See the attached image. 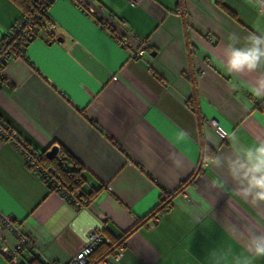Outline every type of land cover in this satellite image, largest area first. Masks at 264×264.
I'll list each match as a JSON object with an SVG mask.
<instances>
[{"label": "crops", "instance_id": "crops-1", "mask_svg": "<svg viewBox=\"0 0 264 264\" xmlns=\"http://www.w3.org/2000/svg\"><path fill=\"white\" fill-rule=\"evenodd\" d=\"M222 1L234 16L215 0H93L96 15L69 0L48 6L54 28L35 30L4 66L0 119L38 152H69L96 192L74 208L0 138L1 238L15 244L6 215L32 236L43 264H68L90 230L108 239L128 231L90 264H216L213 252L232 264L247 255L249 236L264 234V203L240 196L227 168L208 158L264 141V98L239 86L259 72L237 78L222 63L233 33L238 47L264 33V9L257 0ZM22 14L0 0V40ZM138 48L144 53L132 56ZM161 196L167 206L141 222ZM0 264L11 263L0 254Z\"/></svg>", "mask_w": 264, "mask_h": 264}, {"label": "built area", "instance_id": "built-area-1", "mask_svg": "<svg viewBox=\"0 0 264 264\" xmlns=\"http://www.w3.org/2000/svg\"><path fill=\"white\" fill-rule=\"evenodd\" d=\"M54 0H32L33 5L27 13H23L21 17L14 23V25L3 35L0 40V84L5 83L3 76V69L6 63L12 56H22L23 50L29 44L33 37V29L38 21L40 12V5L51 4ZM74 3L77 8L91 15H96L95 7L92 5L93 0H69ZM140 0H127L129 4H137ZM47 30L54 28V22L49 21ZM121 44L129 45L130 43L124 38H120ZM144 50L138 48L132 52V56L140 57ZM210 124H214L212 120ZM0 138L4 141L10 142L19 152H21L25 159V164L32 170L41 180L45 181L48 188L57 192L60 197L74 208H85L89 201L85 198L84 188H89V183L86 182L81 186L70 187L65 184L61 178L55 173L53 169L46 168L40 163V152L27 146L12 129H10L0 119ZM56 153L59 151L57 147ZM55 153V155H56ZM155 221V217L152 219ZM1 223L6 230L10 231L14 238L15 244L10 246L6 240L0 237V254L4 256L11 264L20 263V252L24 248H31L33 246V238L29 233L23 232L17 221L11 216H2ZM108 238L100 230H90L85 235L84 243L81 248L73 255L68 264H88V259L91 253L101 243H108ZM45 264H55L47 262Z\"/></svg>", "mask_w": 264, "mask_h": 264}, {"label": "clouds", "instance_id": "clouds-1", "mask_svg": "<svg viewBox=\"0 0 264 264\" xmlns=\"http://www.w3.org/2000/svg\"><path fill=\"white\" fill-rule=\"evenodd\" d=\"M243 39L245 46L238 47L241 37L235 33L229 37L231 43L226 47L222 63L227 72L237 78L241 74L259 72L253 83L240 81L239 86L246 87L257 98H264V33H252ZM208 162L218 168H227L239 185V195L244 199L253 204L264 203V141L253 146H236L231 155L210 156ZM245 251L247 255L233 257L232 264H253V259L264 258V234L253 232ZM213 256L216 264H222L227 259V255L222 253L213 252Z\"/></svg>", "mask_w": 264, "mask_h": 264}, {"label": "trees", "instance_id": "trees-1", "mask_svg": "<svg viewBox=\"0 0 264 264\" xmlns=\"http://www.w3.org/2000/svg\"><path fill=\"white\" fill-rule=\"evenodd\" d=\"M17 6L21 9L22 13H27L28 10L32 7L33 2L32 0H12ZM261 6L262 9H264V2L262 0H257ZM215 4L226 14L229 16H234L233 13L225 6L222 0H215ZM50 5V4H49ZM40 12L38 16V21L35 24V27L33 29V33L35 30L38 28L42 27H47L48 20H47V9H48V4L47 5H40ZM26 143V142H25ZM27 146H30L28 143H26ZM48 150H45L43 152H40V163L46 167L53 169L55 173L61 178V180L65 183L68 184L70 187H76V186H81L84 183L88 182L82 175V166L81 164L66 150L64 149H59V151L56 153V155L51 156L50 158L46 156V152ZM203 154L205 156L207 155H212V150L209 146H207L205 143L203 144ZM188 181V180H187ZM186 181V182H187ZM45 183V181H43ZM185 182V183H186ZM46 184V183H45ZM47 185V184H46ZM181 188V187H180ZM85 190V198L90 201L92 194H94L96 191L92 190L90 185L89 188H84ZM169 196H161L158 204L151 210L147 216L142 218L140 221L141 222H146L150 218H154L161 210L164 209V207L167 206L169 203L168 200ZM140 222V223H141ZM128 232V231H127ZM127 232L123 233L119 237H109V242L108 243H101L97 246V248L91 253L88 259V264L92 262V258L95 255V260L102 259V257L108 252L111 253L115 249H117L125 239V236ZM25 251L27 254H29L27 257L22 254V251ZM20 252V263L21 264H43L39 258L32 253L31 248H24ZM107 255V254H106ZM105 255V256H106ZM104 256V257H105Z\"/></svg>", "mask_w": 264, "mask_h": 264}, {"label": "water", "instance_id": "water-1", "mask_svg": "<svg viewBox=\"0 0 264 264\" xmlns=\"http://www.w3.org/2000/svg\"><path fill=\"white\" fill-rule=\"evenodd\" d=\"M181 11H182V8H181ZM183 22H184V26H185V19H184V16H183ZM185 27H186V26H185ZM55 153H56V148H55V147H52V148H50V149L46 152V156L50 158L51 156L55 155ZM202 160H203V154H201L200 161H199V163H198V168L201 166ZM182 187H183V186H182ZM182 187L179 189V191L182 190ZM177 192H178V191H176L174 194H172V195H171V198H172ZM110 250H111V249H110ZM110 250H109V251H110ZM109 251H108V252H109ZM108 252H107L106 254H108ZM106 254H105V255H106ZM105 255H104V256H105ZM104 256H103V257H104ZM103 257H102V258H103Z\"/></svg>", "mask_w": 264, "mask_h": 264}]
</instances>
